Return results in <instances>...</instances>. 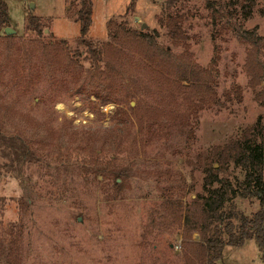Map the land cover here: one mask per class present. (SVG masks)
<instances>
[{
	"label": "rangeland",
	"instance_id": "374dc122",
	"mask_svg": "<svg viewBox=\"0 0 264 264\" xmlns=\"http://www.w3.org/2000/svg\"><path fill=\"white\" fill-rule=\"evenodd\" d=\"M71 1L4 0L8 28L13 33L0 39V131L21 140L39 158L7 170L3 165L8 162L0 157V264H8L4 255L16 233L19 264H165L167 258L179 264L183 251L180 238L173 237L172 247L164 235L151 231L142 236L161 191L180 184L182 176L191 186L184 197V203H189L193 194H202L204 174L194 163L196 156L203 157L214 147L238 139L257 122L264 126V107L254 100L244 67L250 46L237 39L229 23L217 20L213 24L210 18L212 9L219 5L224 10H238L244 0H207L213 3L211 8L206 0H178L186 13L184 29L193 60L205 68L216 58L219 99L217 106L189 118L194 129L187 148L182 137L162 134L167 128L160 129L161 121L143 122L141 130L133 120L131 125L122 122L116 110L122 108L129 114L128 102L122 96L115 101L121 105L109 103L102 87H95L74 69L62 71L42 62L32 43L36 36L26 30L25 19L38 17L46 27L45 35L74 47L79 24L66 16ZM91 2L88 39L105 40L106 22L113 20L156 30L158 42L168 43L157 22L166 0ZM254 2L252 16L242 28H255L264 37V0ZM259 60L264 71V51ZM233 87L240 91V102L230 93ZM262 88L264 81L257 90ZM138 89L142 104L166 108L151 88ZM224 93L229 94L228 99ZM129 103L134 107L133 100ZM180 110L186 112L187 106ZM117 123L125 125L122 133L115 129ZM96 155L101 159L115 156L127 168L113 201L104 198L113 192L102 187L101 177L95 180L87 169L88 160ZM60 156L68 161L63 163ZM223 175L235 187L242 179V173L232 165ZM233 203L246 216L259 209L252 197L236 198ZM198 241L199 236L192 242ZM219 264L263 263L255 242L247 240L239 247L225 246Z\"/></svg>",
	"mask_w": 264,
	"mask_h": 264
},
{
	"label": "trees",
	"instance_id": "16d2710c",
	"mask_svg": "<svg viewBox=\"0 0 264 264\" xmlns=\"http://www.w3.org/2000/svg\"><path fill=\"white\" fill-rule=\"evenodd\" d=\"M206 4L208 8L213 5L207 0ZM254 4V0H244L238 4V10H224L219 5L212 9L210 18L213 24L217 20L229 23L237 39L250 46L244 67L254 100L264 107V88L257 90L264 81V71L259 60L264 51V37L258 35L255 28L249 31L242 28V24L251 18ZM164 7L157 22L165 31L168 43L158 42L160 35L156 30L137 29L128 26L126 21L113 20L106 22L105 40L88 39L91 0H72L66 11V16L79 24V35L74 40V47L66 40H56L45 35L46 27L38 17L28 16L25 28L34 32L36 40L32 43L46 66L62 71L74 69L75 73L91 81L95 87H102L104 99L109 103L121 105L115 101L122 96L125 103L128 102L129 111L127 114L125 109L116 110V116L122 118V122L128 121L131 125L133 120L137 129L141 130L143 122L151 124L161 121L160 129L167 128L162 134L182 137L185 140L184 148H187L194 129V125L190 124L191 117L195 119L198 111L219 104L215 90L216 58L211 60L208 67L198 65L189 50L188 35L184 29L186 13L181 11L183 3L166 0ZM5 28H8V11L4 0H0V39L8 37ZM178 47L181 51L173 50ZM138 86L143 90L151 88L158 97V103L166 108H152L142 104ZM230 93L237 102L241 101L237 87H233ZM93 94L99 98L96 93ZM224 97L228 99L229 94L224 93ZM130 100L135 103L134 107L130 106ZM142 105L146 107L142 108ZM184 105L187 106L186 112L180 110ZM121 126L125 125L117 123L114 127L122 133L124 129ZM172 131L175 133L171 134ZM35 152L21 140L0 131V157L8 162L3 165L7 170H11L13 165L19 168L32 160L37 161L39 157ZM175 153L180 154L181 151L175 150ZM98 156L88 160L87 169L95 180L101 177L102 187L113 192L104 198L113 201L119 194L127 168L115 156H109L108 159ZM60 159L63 163L68 161L66 156H60ZM194 163L202 168L204 174L202 194H193L189 203H184V197L190 192L191 186H187L180 176V184L161 191L160 202L150 212L151 219L143 228L142 236L153 231L164 235L173 247V237L180 234L183 251L182 258L178 259L179 264H197L194 261L197 258L201 262L199 264H219L225 246L239 247L245 241L253 240L264 264V126L257 122L246 128L238 139L214 147L203 157L197 155ZM230 165L233 170L242 173V179L236 187L223 175ZM248 197L254 198L259 204V209L250 216L239 213L233 203L236 198ZM193 233L199 236L196 244L191 241ZM15 236L4 255L8 264H19V233ZM192 247H195L193 255L189 249ZM164 263L174 264V261L167 258Z\"/></svg>",
	"mask_w": 264,
	"mask_h": 264
},
{
	"label": "crops",
	"instance_id": "0c3cea01",
	"mask_svg": "<svg viewBox=\"0 0 264 264\" xmlns=\"http://www.w3.org/2000/svg\"><path fill=\"white\" fill-rule=\"evenodd\" d=\"M178 238L181 239L180 234L178 235ZM197 239H198V234H197V233H193V234H192V241H193V242H197ZM193 242H192V243H193ZM194 248H195V247L189 248V249H191L190 253H191L192 255L195 253V249H194ZM189 249H188V250H189Z\"/></svg>",
	"mask_w": 264,
	"mask_h": 264
},
{
	"label": "water",
	"instance_id": "95a60500",
	"mask_svg": "<svg viewBox=\"0 0 264 264\" xmlns=\"http://www.w3.org/2000/svg\"><path fill=\"white\" fill-rule=\"evenodd\" d=\"M4 32H5L6 35H9V34L13 33V31L11 29H9V28H5Z\"/></svg>",
	"mask_w": 264,
	"mask_h": 264
}]
</instances>
